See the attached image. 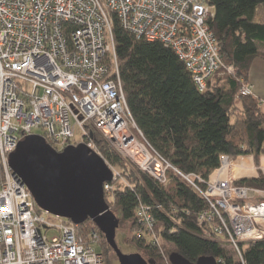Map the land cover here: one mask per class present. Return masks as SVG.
<instances>
[{
    "label": "built area",
    "instance_id": "built-area-1",
    "mask_svg": "<svg viewBox=\"0 0 264 264\" xmlns=\"http://www.w3.org/2000/svg\"><path fill=\"white\" fill-rule=\"evenodd\" d=\"M115 17L138 39L175 52L200 92L238 72L223 61L210 27V0H0V264H106L96 233L81 235L80 225L40 210L9 165L31 135L44 137L57 152L85 144L101 156L94 132L159 183L167 184L170 169L189 183L208 204L198 217L210 226L205 236L246 264L250 243L264 241V191L237 186L228 174L229 156L204 180L181 173L150 145L125 97ZM252 95L253 86L244 83L239 96ZM106 164L113 173L104 184L109 195L127 182ZM136 221L137 234L159 245L152 208L140 205ZM51 230L56 234L49 238Z\"/></svg>",
    "mask_w": 264,
    "mask_h": 264
},
{
    "label": "trees",
    "instance_id": "trees-1",
    "mask_svg": "<svg viewBox=\"0 0 264 264\" xmlns=\"http://www.w3.org/2000/svg\"><path fill=\"white\" fill-rule=\"evenodd\" d=\"M210 4L215 6L210 27L223 61L238 72L224 76L222 86L205 92H200L175 52L159 42L138 39L124 30L116 17L113 27L120 77L136 125L175 169L204 180L221 167L222 156H252L258 166L264 157L262 102L255 95L239 96L242 85L249 82L255 59H264V0H210ZM93 138L102 158L127 182L105 194L110 209L119 214L120 224L132 222L139 231L137 208H152L159 245L146 233L134 237L138 250L147 253L150 261L171 264L170 256L177 253L191 263L211 257L239 264L232 252L205 236L210 226L201 225L198 217L208 204L174 170L168 171L167 184H161L126 161L99 133L94 132ZM236 185L264 191V175L236 181ZM93 232L109 264L105 247L111 246L106 236L91 220L79 227L81 235ZM164 244L173 250L166 251ZM244 261L264 264V241L250 243Z\"/></svg>",
    "mask_w": 264,
    "mask_h": 264
},
{
    "label": "water",
    "instance_id": "water-1",
    "mask_svg": "<svg viewBox=\"0 0 264 264\" xmlns=\"http://www.w3.org/2000/svg\"><path fill=\"white\" fill-rule=\"evenodd\" d=\"M13 173L32 194L38 208L82 225L91 220L106 236L120 264H155L139 254L125 255L116 242L119 219L105 199L104 184L113 173L104 159L85 144L70 145L57 152L44 137H25L9 157ZM171 264H217L211 257L191 263L181 255Z\"/></svg>",
    "mask_w": 264,
    "mask_h": 264
},
{
    "label": "crops",
    "instance_id": "crops-1",
    "mask_svg": "<svg viewBox=\"0 0 264 264\" xmlns=\"http://www.w3.org/2000/svg\"><path fill=\"white\" fill-rule=\"evenodd\" d=\"M261 51L264 52V48H261ZM249 84L253 86L255 97L261 100L264 111V59L257 58L253 62L249 74ZM228 174L234 181L258 179L261 174L264 175V157H261L259 166L256 165L252 156L235 158Z\"/></svg>",
    "mask_w": 264,
    "mask_h": 264
},
{
    "label": "rangeland",
    "instance_id": "rangeland-1",
    "mask_svg": "<svg viewBox=\"0 0 264 264\" xmlns=\"http://www.w3.org/2000/svg\"><path fill=\"white\" fill-rule=\"evenodd\" d=\"M225 82H226V78L225 77H220V78H217L216 79L215 84L217 86H222L223 83H225ZM36 134H42V132L41 131H37ZM100 136L104 140H106L102 135H100ZM106 141L118 153L116 147L111 142H109L108 140H106ZM78 143H79V140H78ZM96 148L100 152V149H99V147L97 145H96ZM133 167H135V166H133ZM111 211L114 212L116 216H119V214L117 213V211H115V210H111ZM44 216L46 218H49L48 215H45L44 214ZM137 233H138V230L136 228L134 229L132 222H122L120 224V227H119V229L117 231V235H116L117 245H118L119 249L121 250V252L123 254H125V255L139 254L146 261H150L147 253H145L143 251H139L138 248H137L136 242L134 240L135 234H137ZM55 234H56V232L54 233V231L51 230V231L48 232V237L51 238ZM96 248H97V251L100 252V249L98 247H96ZM164 249L166 251H172L173 250V247L171 245H169V244H164ZM105 254L107 256V259H108V263L109 264H119L118 257L116 255V253L114 252V250H112L108 246L105 247Z\"/></svg>",
    "mask_w": 264,
    "mask_h": 264
},
{
    "label": "flooded vegetation",
    "instance_id": "flooded-vegetation-1",
    "mask_svg": "<svg viewBox=\"0 0 264 264\" xmlns=\"http://www.w3.org/2000/svg\"><path fill=\"white\" fill-rule=\"evenodd\" d=\"M120 264V263H119Z\"/></svg>",
    "mask_w": 264,
    "mask_h": 264
}]
</instances>
